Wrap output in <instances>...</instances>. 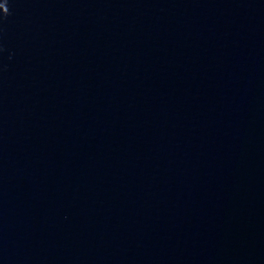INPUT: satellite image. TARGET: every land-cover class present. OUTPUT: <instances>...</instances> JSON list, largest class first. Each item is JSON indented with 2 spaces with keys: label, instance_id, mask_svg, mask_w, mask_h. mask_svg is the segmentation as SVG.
<instances>
[{
  "label": "water",
  "instance_id": "1",
  "mask_svg": "<svg viewBox=\"0 0 264 264\" xmlns=\"http://www.w3.org/2000/svg\"><path fill=\"white\" fill-rule=\"evenodd\" d=\"M0 264H264V0H0Z\"/></svg>",
  "mask_w": 264,
  "mask_h": 264
}]
</instances>
